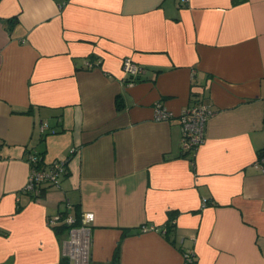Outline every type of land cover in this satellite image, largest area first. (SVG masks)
I'll return each instance as SVG.
<instances>
[{"label":"crops","instance_id":"crops-1","mask_svg":"<svg viewBox=\"0 0 264 264\" xmlns=\"http://www.w3.org/2000/svg\"><path fill=\"white\" fill-rule=\"evenodd\" d=\"M203 104L185 153L180 116ZM263 149L264 0L1 1L0 264H60L66 212L94 215L89 264H264ZM32 154L68 160L39 200Z\"/></svg>","mask_w":264,"mask_h":264},{"label":"built area","instance_id":"built-area-1","mask_svg":"<svg viewBox=\"0 0 264 264\" xmlns=\"http://www.w3.org/2000/svg\"><path fill=\"white\" fill-rule=\"evenodd\" d=\"M183 1L188 2V0ZM87 66L92 68L94 63L89 62ZM122 70L130 84L145 73L144 68L138 65L131 57H127L122 61ZM213 115V110L206 104L187 108L183 111L180 116V123L184 152H194L205 141L206 125ZM154 116L156 121H170L172 118L171 113L161 103H157L155 106ZM42 131L45 132V127H42ZM74 151L73 149L72 152ZM42 161L43 159L37 154H32L28 159L30 175L24 191L31 193L33 197H38L41 187L44 186H50L51 189H60L61 178L67 170V161H55L46 166L41 164ZM263 165L264 149L258 160V166L261 167ZM206 205L207 202L204 201L203 206L205 207ZM93 221L94 215L87 214L82 221V226H76V220L67 212L55 215L49 219L51 227L59 225L70 227L68 230L67 255L73 264H89V233L90 225ZM144 229L147 230L146 227ZM185 259L187 264H194V253L192 251L187 252Z\"/></svg>","mask_w":264,"mask_h":264},{"label":"trees","instance_id":"trees-1","mask_svg":"<svg viewBox=\"0 0 264 264\" xmlns=\"http://www.w3.org/2000/svg\"><path fill=\"white\" fill-rule=\"evenodd\" d=\"M1 1H2V0H0V3H1ZM52 133H55V131L53 130ZM185 153H186V152H185ZM41 164L44 165V161H42ZM67 164H68V160H67ZM66 175H67V170H66V173H65L64 176H66ZM64 176H63V177H64ZM63 177H62V178H63ZM62 178H61V179H62ZM49 189H51L50 186H44V187H41V189H40V190H41L40 194L38 195V197H34V198L37 199V200L44 198V196L46 195V191L49 190ZM78 224H79V223H76L75 225H76V226H79ZM69 228H70V227H69V226H66V225H63V226L60 227V229H62V231H64V230H69ZM60 264H71V263H70V259H69V257H65V258H63V259L61 260V263H60Z\"/></svg>","mask_w":264,"mask_h":264}]
</instances>
